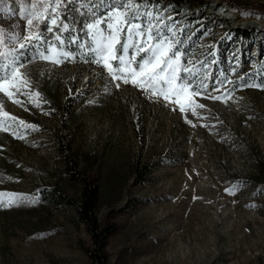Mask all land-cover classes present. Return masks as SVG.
Returning <instances> with one entry per match:
<instances>
[{
    "label": "rangeland",
    "instance_id": "1",
    "mask_svg": "<svg viewBox=\"0 0 264 264\" xmlns=\"http://www.w3.org/2000/svg\"><path fill=\"white\" fill-rule=\"evenodd\" d=\"M218 1L264 16V0H178L203 27L188 50L161 33L162 15L146 21L138 0L0 3V80L12 93L0 91V264H94L97 243L74 204L77 175L97 179L101 224L113 211L106 264H264V65L206 90L179 82L204 51H223L229 29L214 18ZM98 20L93 45L87 26ZM161 38L169 51L154 50ZM110 42L123 63L106 59ZM57 47L77 58L45 55ZM153 52L178 70L179 95L162 81L114 78L141 81L138 64ZM161 90L173 101L153 96Z\"/></svg>",
    "mask_w": 264,
    "mask_h": 264
},
{
    "label": "bare ground",
    "instance_id": "2",
    "mask_svg": "<svg viewBox=\"0 0 264 264\" xmlns=\"http://www.w3.org/2000/svg\"><path fill=\"white\" fill-rule=\"evenodd\" d=\"M138 5L143 9L146 21L152 22L157 19L158 15H162L158 28L162 34L170 35L173 33L176 37L179 36L183 39L180 46L181 50L183 48L188 50L191 46V40L195 41L198 36L203 34V27L197 25L194 15L191 14V11H187V7L184 5L181 6L180 10H176L171 4L163 5L153 1L138 2ZM213 8L215 9L214 18L216 21L227 23L226 27L229 29L222 41L223 51H204V57L201 61L186 65L179 74L181 84L193 86L199 90L224 85L234 72L241 73L254 63L264 65V16L241 17L222 1L216 2ZM192 28L195 30L191 33L189 29ZM188 33H190L189 36ZM187 39L189 40L187 41ZM238 48L241 51H236ZM185 52L189 53L188 57H190V54H195L196 51ZM204 61L205 63H203ZM157 93L159 92L156 91L153 94L155 98L167 102L172 101L162 99V96ZM169 98L171 97L169 96ZM217 100L219 102L225 101L222 98Z\"/></svg>",
    "mask_w": 264,
    "mask_h": 264
},
{
    "label": "trees",
    "instance_id": "3",
    "mask_svg": "<svg viewBox=\"0 0 264 264\" xmlns=\"http://www.w3.org/2000/svg\"><path fill=\"white\" fill-rule=\"evenodd\" d=\"M155 0H138V2H147ZM163 5L171 4L175 7L176 10H180L182 3H179L178 0H174L172 2H158ZM228 6V5H227ZM229 7V6H228ZM229 9L233 10L231 7ZM234 11V10H233ZM67 58H76L75 53L70 56H66ZM80 57V56H79ZM81 55L80 58H82ZM79 58V60H80ZM73 164V161L71 162ZM148 167L145 166L138 173L144 172ZM135 170H137L135 168ZM77 179L82 182L81 195L77 202H75V208L77 217L86 223L87 229L95 243H97L96 249H93L92 260L94 264H106V259L104 255V245L106 239L110 234L115 230L114 224L110 221L109 217L113 211L107 214V218L105 219V223L101 224L99 217L97 215V207L100 199V188L97 183L96 177L93 176H83L77 175Z\"/></svg>",
    "mask_w": 264,
    "mask_h": 264
},
{
    "label": "snow or ice",
    "instance_id": "4",
    "mask_svg": "<svg viewBox=\"0 0 264 264\" xmlns=\"http://www.w3.org/2000/svg\"><path fill=\"white\" fill-rule=\"evenodd\" d=\"M71 2H72V0H69V3H71ZM0 3H3V0H0ZM35 7H36V5H33V8H35ZM46 20H47V17H45V21ZM32 22L33 21L31 19L28 20L29 24H32ZM53 23H55V21H53ZM87 27L92 28L94 26L90 24ZM138 27H139V25H133L132 26L133 29H136ZM31 39H37L38 40V39H40V36L37 35L35 37H32ZM114 41H115V37H113V42ZM162 43L163 42H161V45H162ZM21 47H24V45H21ZM149 50H151V48L144 49V51H149ZM159 50H160V48L158 46L156 49V52H158ZM156 52H153L152 58H150L148 60H143V58H141L143 60V62L138 64L139 72L144 74L141 81H135V80L130 81L128 78L124 77L123 82L124 83H130L131 82L136 87H144L145 85H154V82L162 81L163 83L169 85V87L172 90L174 95H179L185 89H184V87H181L179 89L172 88V81L178 79V77L176 76L175 67L173 66V64L171 63L170 59L167 56H165L163 59L157 61L156 60ZM106 59H108V60H119V61H121V63H123V56H117L114 54V52L112 50V43L111 42L107 46ZM154 61H155V63H153ZM97 62H99V61H97ZM149 65H153V66L149 67ZM105 67H108L109 70L111 71V65L105 64ZM185 71H188V70L185 69ZM165 74H169V75H165ZM132 75H136V70H132ZM114 78H118V77H114ZM5 84H6V78L0 80V91L4 92V94L6 96L11 98L12 93L8 90V87H5ZM246 86L255 87L257 85H246ZM11 87H15V85H12ZM117 87H119V85H117ZM145 90H148V89L145 87ZM195 94H199V93L197 92ZM161 95L163 96L164 99L169 98L167 95L164 94L163 90H161ZM212 99H220V97H212ZM195 107L202 108V107H204V105L197 104V105H195ZM179 110L181 112H184L185 107L183 105H181ZM193 111H194V109H193ZM5 115H7V114H5Z\"/></svg>",
    "mask_w": 264,
    "mask_h": 264
},
{
    "label": "crops",
    "instance_id": "5",
    "mask_svg": "<svg viewBox=\"0 0 264 264\" xmlns=\"http://www.w3.org/2000/svg\"><path fill=\"white\" fill-rule=\"evenodd\" d=\"M100 22H99V20L96 22V26H94V31L93 32H90V36H89V40H90V42L91 43H93V45H95V39L97 40L98 38V29H99V26H98V24H99ZM114 24H116V23H114ZM134 24H136V25H139V27H138V29L139 30H143V32L145 33V31H144V29H141V28H143V27H141V25L139 24V23H134ZM96 29H97V32H96ZM109 29H111V27L109 28ZM138 29H137V31H138ZM142 32V31H141ZM142 32V33H143ZM131 34H133L132 32H130ZM129 33V34H130ZM101 34H102V37H101V39L100 40H103L104 38H105V32H101ZM128 34V35H129ZM131 34H130V36H131ZM134 35V34H133ZM132 35V36H133ZM144 35V34H143ZM143 35H141V36H143ZM104 37V38H103ZM112 43H114L113 42V39H112V41H111ZM161 42H163L162 43V45H161ZM153 45H154V50H156L157 49V47L159 46V48H160V50L159 51H169V49H170V44H169V41H168V39H166V38H161V39H157V40H154L153 41ZM166 46H167V49H166ZM45 53V55H47V56H70L71 54H73V52H71V51H61L58 47L57 48H53V49H50L49 51H45L44 52ZM110 65V64H109ZM128 65H130V64H128ZM111 68H113V66L111 65ZM120 69H122L123 71H126L124 68H122V67H120ZM177 73H178V70L176 71V75H177ZM5 87H8L6 84H5ZM97 110H101V108L99 109V108H90V111H92V112H94V111H97ZM0 186L2 187L3 186V184H0Z\"/></svg>",
    "mask_w": 264,
    "mask_h": 264
},
{
    "label": "built area",
    "instance_id": "6",
    "mask_svg": "<svg viewBox=\"0 0 264 264\" xmlns=\"http://www.w3.org/2000/svg\"><path fill=\"white\" fill-rule=\"evenodd\" d=\"M187 2L189 3V0H187ZM192 7V6H191ZM229 7H231L230 5H229ZM192 8H194V9H196V10H200V9H202V8H197V7H192ZM209 8V7H208ZM211 9V8H210ZM235 11H237V10H235ZM238 12V11H237ZM256 16V15H255ZM67 58V57H66ZM77 58V57H76ZM103 65V64H102ZM103 66H105V65H103ZM114 75V77H118V78H115L116 80H123V78L124 77H126V78H128L129 80H133V78H132V76L130 75V74H113ZM157 94H159L160 96H162L161 95V93H157ZM166 95V94H165ZM169 97V96H168ZM162 99H164L163 98V96H162ZM168 99H170V100H172L173 101V99L172 98H168ZM184 113H186V112H184ZM183 114V113H182Z\"/></svg>",
    "mask_w": 264,
    "mask_h": 264
}]
</instances>
